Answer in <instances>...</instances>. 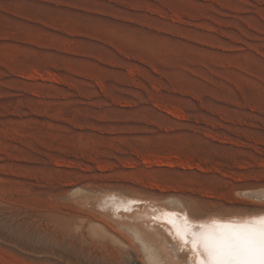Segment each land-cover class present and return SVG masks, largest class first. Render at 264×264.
Returning a JSON list of instances; mask_svg holds the SVG:
<instances>
[{"label":"rangeland","instance_id":"374dc122","mask_svg":"<svg viewBox=\"0 0 264 264\" xmlns=\"http://www.w3.org/2000/svg\"><path fill=\"white\" fill-rule=\"evenodd\" d=\"M74 187L259 212L264 0H0V264H131Z\"/></svg>","mask_w":264,"mask_h":264},{"label":"bare ground","instance_id":"6f19581e","mask_svg":"<svg viewBox=\"0 0 264 264\" xmlns=\"http://www.w3.org/2000/svg\"><path fill=\"white\" fill-rule=\"evenodd\" d=\"M148 160L153 161L151 158ZM176 160L177 158L173 157L171 164H174ZM263 189L260 188V191H258L259 189L255 191L250 188V190L245 191V195L263 199ZM71 191L72 194L77 195L75 197L79 198L77 202L86 203L99 214L100 218L94 217L95 215L91 216L93 220L102 222L100 225L99 223L98 225L94 224L95 226L92 225L93 231L98 230V228L96 229L97 225L99 235L109 237L118 243L124 253H133L134 258L130 262L131 264H197L196 257L190 250V245H181L180 241L175 238L174 228L166 222L169 218L167 213H177L180 217L186 215L194 224L206 223L212 218L221 220L243 219L248 215L211 214L204 219H195L197 215L191 211L189 205L175 195L163 199L128 195L117 190L91 192L74 187ZM106 218L110 219L113 225L106 227L103 224ZM95 235L98 236V233Z\"/></svg>","mask_w":264,"mask_h":264},{"label":"snow or ice","instance_id":"6c2138e0","mask_svg":"<svg viewBox=\"0 0 264 264\" xmlns=\"http://www.w3.org/2000/svg\"><path fill=\"white\" fill-rule=\"evenodd\" d=\"M181 245H190L197 264H264V207L251 209L243 219L212 218L192 223L188 216L167 213ZM205 211L195 219H204Z\"/></svg>","mask_w":264,"mask_h":264}]
</instances>
